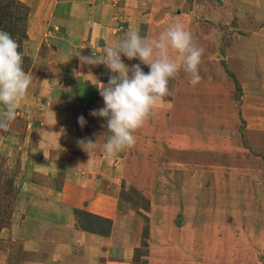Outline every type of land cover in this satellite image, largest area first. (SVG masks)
<instances>
[{
  "label": "rangeland",
  "instance_id": "374dc122",
  "mask_svg": "<svg viewBox=\"0 0 264 264\" xmlns=\"http://www.w3.org/2000/svg\"><path fill=\"white\" fill-rule=\"evenodd\" d=\"M16 1L19 0L0 1V9L2 8L5 13L2 22L9 24L11 28L14 24L27 31L26 20H23L24 11L17 8ZM97 2L101 4V8L106 3L116 12L104 15L95 8L88 10L90 17L98 16L94 19L93 26L95 27L96 22L98 29L103 27L105 32L108 30V35L101 37L95 30L98 38H93L89 33L88 38L87 34L80 35L81 41L68 36L66 38V35H73L71 28L76 27L78 23L71 24L70 27L67 22L59 23L56 30L60 31L62 36L58 40L60 46H55L57 49L67 47L66 54L69 55L81 46L80 55L89 52L91 55L93 50L90 48L101 45L102 48L106 45L112 47L130 30L138 31L141 36L150 40H156L172 23H181L191 31L194 42L205 49L199 66L201 82L192 86L188 74L181 70L176 78L169 80L170 94L162 100L165 108L158 105L160 102L156 105L163 115H160V122L175 124L173 134L167 136L169 149L166 157L176 156L175 159H181L179 162L189 160V174L181 165H175L173 162L168 167L160 166V170L167 167L168 173L165 176L158 175V169H155L152 177L155 179H148L146 193L152 194L151 198H146L148 200L140 196L144 188L134 192L131 191V186L125 188L134 196L135 200L129 203L135 206L138 213L152 212L149 203L151 201L157 203L160 201L163 205V211L152 215V221L148 223L146 247L141 245L143 220H141L142 225L135 231L133 242L143 252L138 254L137 264H264V0H99ZM82 18L87 19L82 24L88 22L87 16ZM106 19L111 23L106 24ZM49 28L52 30V24ZM88 29H92L90 25ZM20 34L21 32L17 31L12 37L19 44L18 51L23 56V68L29 71L31 64L34 63L36 50L34 56L26 52L24 41L21 39L19 42ZM87 39L91 41V45ZM44 40L49 43L47 36ZM67 40L73 45H67ZM50 41L54 42L52 39ZM61 41H65V44L61 45ZM77 53L75 56H68L67 61L76 62ZM124 58L127 60L126 57ZM127 61H130V64H126L128 67L140 64L145 73L150 71L149 67L142 64L139 59ZM69 65L71 66H68L63 75V84L60 85L61 87H56V91L53 92V97L58 100L51 101L53 109L70 111L73 116L71 118L73 128L70 129L63 150H50L47 153L34 150L35 153L25 152L21 155L23 134L19 137L11 136L4 141L6 138L2 136L3 131H0L5 143L2 145L0 138V144L3 146L0 151V222L2 223L0 235L2 240L6 239L7 233L10 238H15L17 229L26 226L22 223H30L24 236L32 238L34 235L32 240L37 250L40 248L53 250L52 243L54 245L61 236L53 225L59 223L61 215L59 212L52 215L54 212H45L46 208L42 207L49 200L46 191L53 189L54 185L47 176L48 173H42L39 168L32 173L28 171L32 161H42L47 158L52 160L59 157L68 163L83 165L84 152L64 149L79 146L80 140L95 138L93 142H97V147L91 152L95 155L99 152L97 136H102L105 142L108 136L107 129L104 128V131H101V127L97 129L95 119L90 117L91 111L98 107L95 102L96 86L91 84L88 90L84 87L85 91L82 92L83 82L74 80L75 78L71 79L68 71L72 72L74 65ZM37 68L38 66L34 64L32 71L40 72ZM87 68L86 72L98 74L97 81L105 75L107 69L102 64L87 65ZM76 74L77 71H74V75ZM31 76L32 80L35 79L34 74ZM40 90L41 92L45 90L47 93L44 88ZM42 102L43 100L37 102L38 109L44 107L45 103ZM29 103L30 99L27 96L20 102L17 111L26 114L29 109L25 108ZM186 108H188L187 112ZM54 116L61 121L62 112L57 111ZM80 116L86 120L83 127L78 123ZM22 119L26 125L32 117L26 119L22 116ZM17 120L15 118L12 122L14 125H10V128L16 127ZM179 122L182 123L181 127ZM91 129L97 130L95 136L88 131ZM22 130L19 131L22 133ZM188 137L191 138L188 140ZM162 139L165 138L162 136ZM181 139L184 145L181 144ZM15 141L18 145L20 143L21 150L18 149ZM175 141L180 145L178 146ZM187 141H190V144ZM186 146L191 148L185 152ZM134 149L135 147L119 152V155L122 154L121 158L114 157V162L120 160L118 163L120 165L123 160L128 161L129 154L133 156ZM183 149L184 154L180 153ZM124 153L126 154L123 155ZM30 174L32 181L29 182L26 176ZM176 174H183L185 182L179 184L173 182L172 178ZM62 177V173H57V180ZM191 179H195V189L190 191L191 187L185 190L184 184L186 185ZM125 184L121 182V187ZM36 193L40 196L39 202ZM31 196L37 206L29 210ZM55 217L57 219L53 222ZM121 220L128 219L122 217ZM127 230L128 228L125 227L116 229L109 238L100 237L96 241H89L91 245L100 247L99 254H94L97 263L107 264L118 259L120 255H116V250L126 249L123 236L126 235ZM64 233L68 236L66 230ZM2 240L0 239V249L5 253L1 255L3 258L1 260L4 261L8 252L14 249L15 242L4 246L5 242ZM103 250H108L109 253L103 254ZM41 253L38 259H41ZM36 257L37 253L33 250L26 251L22 255L26 264L29 263L28 260H34ZM109 257L112 259L109 260Z\"/></svg>",
  "mask_w": 264,
  "mask_h": 264
},
{
  "label": "crops",
  "instance_id": "0c3cea01",
  "mask_svg": "<svg viewBox=\"0 0 264 264\" xmlns=\"http://www.w3.org/2000/svg\"><path fill=\"white\" fill-rule=\"evenodd\" d=\"M19 1L23 3L27 8V14L25 19L27 24V31L26 39L23 40L25 51L27 49L26 52H28L29 54H33L34 56L36 50V57H34L33 59L34 63L31 64V69L29 68V71L26 73L30 75L34 74L35 79L32 80V84L26 95V97H29L30 103L27 104L25 109H29V111L27 110L26 114H24L22 111H17L16 118L18 119V122L16 123V127H13L17 128V130H13V128H10L7 132H2V136L6 138L4 139V141H6L8 138L10 139L11 136L18 135L19 137L23 134V141L21 142L23 150H21L20 143L18 145V142L15 141V144L17 145L18 149L21 150V155L23 153L25 154V152L26 154L34 152V150H36V152L41 151L45 153L50 150H63L64 144L66 143L65 141L69 136L70 129L71 127L73 128V123L71 121V118L73 116L70 111L63 112V110L60 109H53L51 101L56 102L58 100L53 97V92L56 91V87H61L60 85L63 84V75H65V70L67 71L68 66H71L69 64H73L74 66L73 71L71 72L69 70L68 74L71 76L72 80L73 78H75L74 80H79L83 82L82 92L85 91V88L88 90L89 85L93 84L92 81L96 82L98 74L96 75L92 72L90 74L89 71H87V73L85 70L88 69L87 65H82L79 57H77V60L74 63L67 61L68 56H75L77 51H79V53L82 52V47L80 46V49H77V51L75 52H73V50H75L73 49V54H71L70 52L69 55H67L68 53L66 54L67 47L63 48L64 50L59 48L57 49V47L60 46L58 40H60L59 38L62 35H60V31L56 30V26L59 23L64 24L65 22H67L66 24L69 23L68 25L70 27L71 24L75 25V23H78L76 27L72 26L71 28V33L73 35H66V38L67 36L68 38H77L76 40L79 41H81L80 35L84 34L85 36L87 34L88 38V33L93 38H98L95 35V30L99 33L101 37H106L108 35V30L105 32L103 30V27H100L98 29L96 22L94 27V19L98 18V16L95 18L90 17V12L88 10L95 8L102 11L104 15L112 14L115 12V10L106 3H104V7L101 8V4L97 2L99 0ZM111 9L113 11H111ZM87 12L88 14H86ZM82 16H87V23L82 24L84 23V20H87L83 19ZM108 20L109 19H106V24L111 23ZM50 24H52V30H50L49 28ZM89 25L92 28L91 30L88 29ZM46 36L48 37L49 43H46V40H44V37L46 38ZM51 39L54 40V42H51ZM67 42V45H73L71 41L67 40ZM88 42L89 44L91 43L90 40H88ZM60 44H65V41H61ZM40 46L46 47L43 50L44 55H39L38 53ZM105 47L108 46L106 45ZM90 49H94L99 53L102 51L103 48L101 45V47L97 46L95 48ZM87 55L89 56L90 52L83 56ZM121 59L125 64H130V61H127L128 59L126 60L124 56L121 57ZM34 64L38 66L37 69H40V72L32 71ZM74 71H77L76 75H74ZM105 72V75H103L101 79L99 78L98 81L107 84L111 73L108 69H106ZM41 88L46 89L47 93H45V90L41 92ZM43 97H45V99H42ZM39 100L40 102L41 100H43L42 104H45L44 107H39L38 109L37 102ZM95 102L98 105L97 109L104 107V101L99 94L97 86ZM158 105L160 107H163L164 103L160 101ZM2 108L3 105H0V110H2ZM164 108L165 106L163 107V109ZM57 111L62 112L61 121L57 120V117L54 116ZM160 115V110L158 111V106H156L153 114L145 122L144 126L134 133L136 137V143L133 146L135 147L133 156L129 154L130 159L128 161L123 160L120 165H118L120 160L114 162L113 158L116 157L119 159L121 158L120 155L122 154L119 155L117 153L115 155H107L103 148L105 141L102 136H97L99 143V152L95 155L91 154L93 150L88 153L80 145L64 149L66 151L78 150L81 153L84 152V160L82 161L84 162L83 165L75 164L73 162L68 163L66 161H62V159H60L59 157L53 158L52 160H49L47 158L46 160L43 159L42 161H32L28 171L32 173L35 169L39 168L42 173H48L47 176L51 178L52 183L54 185V188H51L52 190L50 189L46 191L49 200L47 201V203L44 201L45 204L42 207L46 208L45 212H54V214L52 215H56V212L60 213L61 220H59L58 224L53 225V228L56 229L58 235L61 236H58L60 239H57L56 237L57 240L55 241L54 245L52 243L53 250L47 251L46 248H40L37 250L34 241L32 240V238H34V235L32 236V238H25L24 236V233L30 223H22L26 226H24V228H21L20 230L17 229L16 235L14 232L15 238H10L9 233H7L5 235L6 239L2 240V237L0 235V239L5 242L3 243L4 246L5 244L10 245L11 242H15L14 249H11L8 252V256L6 257V260L4 259V261L1 260L3 259L1 255H4L5 252L0 249V264L1 262L2 264H26L25 261H23L22 255L24 252H28L30 250L35 251V253H37V257L34 260H28V264H101L100 262L97 263V261L94 259V254H99L100 247L98 245H91L89 241H96L97 238L105 236H100L97 234L88 233L77 229L75 226V219L72 212L73 208L75 207L82 208L94 214L109 218L111 220V233L109 236H107L108 238L111 236L112 232H115L116 229H121L124 227L128 228L126 235L123 236V239H125L124 244L126 245V249L121 250L120 248H118L116 250V255H120L118 259L116 258L115 261H113L112 263L107 262V264H137L135 262H132L134 248L138 247L133 241L135 240L134 236L135 231H137V227L142 225V218L136 213V209L133 204L126 202L120 197L119 193L121 189V182H123L124 184L127 183L124 185V189H127L128 186H131L136 190L144 188V191H142V195L146 198H151L152 194H147L146 191L147 184L149 182L148 179H155L152 178L155 169H158V175L165 176L168 173V165L173 162L175 165H181L183 169L186 170L187 174H189V160L179 162L181 159H175L176 156L174 158L166 157L167 154L165 151V147L162 144V136L165 138L164 141L167 142V136L171 132H173L175 124L166 123V125L164 124L165 122H160ZM22 116H25L26 119L32 117V119L26 125H24L25 122L23 121ZM90 117H93L95 119V125H97V129L101 127V131H104V128H106L107 120L99 116L94 117L90 115ZM12 122L11 125H14ZM19 128L21 130H25H22L21 133L19 131ZM88 131L91 132L93 135L97 132V130L95 131V129H91ZM2 136H0L1 144L5 145L2 140ZM189 138L191 137H188V140ZM91 140L94 141L95 138H92ZM35 141L37 142L35 144H32ZM181 141V144L184 145V141L182 139ZM187 143L190 144V141H187ZM1 144L0 151L1 149H3V146H1ZM176 144L178 146L180 145V143ZM190 148L186 146L185 152ZM180 153L184 154V149L181 150ZM125 154L126 153H124L123 155ZM38 157L39 155L36 158L38 159ZM164 165H167V167L163 168L164 170H160V166L163 167ZM57 173H62L63 175L60 180H57L56 178ZM183 176V174H176L172 178V181L176 182L177 184L184 183L185 178ZM26 180H28L29 182L32 181L31 174L26 176ZM194 181L195 179H191L186 182V185L184 184L185 190H188L191 187L192 189L190 191L194 190ZM187 183H189L190 185H187ZM176 187L178 188V185H176ZM39 199L40 196L37 195L38 202ZM20 203L21 205L23 204L22 201H20ZM35 203L36 201H34L33 196H31L29 210H31L33 206H37ZM149 203L150 207H152V212H148L145 214L146 216H148L150 222L152 221V215L163 211V205L160 203V201H158V203L153 201ZM122 217L127 218L128 222L126 220H121ZM34 219L35 218L33 217V220ZM56 219L57 217L53 218V222H55ZM65 230L68 232V236L66 233H64ZM59 231H61L60 234ZM76 243L77 246L75 247ZM40 252H42L41 259H38V255L40 254ZM102 253L106 254L109 252L108 250H103ZM111 259L112 258L109 257V260Z\"/></svg>",
  "mask_w": 264,
  "mask_h": 264
},
{
  "label": "clouds",
  "instance_id": "9594fccd",
  "mask_svg": "<svg viewBox=\"0 0 264 264\" xmlns=\"http://www.w3.org/2000/svg\"><path fill=\"white\" fill-rule=\"evenodd\" d=\"M18 49L17 41L0 30V105H3L0 131L3 132L10 129L19 104L32 84V76L25 72ZM204 52L205 49L194 42L191 31L181 23H172L156 40L130 30L114 46L105 47L99 53L93 49L90 56L77 54L82 65L102 64L111 73L107 84L92 81L103 98L104 107L90 113L107 120L108 136L103 145L107 155L135 145L134 133L144 126L156 105L170 94L169 80L176 78L181 70L188 74L192 86L201 82L199 66ZM122 56L128 60L139 59L150 71L145 73L140 64L128 67ZM78 123L83 127L85 118L80 116ZM78 143L88 153L97 147V142L87 138Z\"/></svg>",
  "mask_w": 264,
  "mask_h": 264
},
{
  "label": "trees",
  "instance_id": "16d2710c",
  "mask_svg": "<svg viewBox=\"0 0 264 264\" xmlns=\"http://www.w3.org/2000/svg\"><path fill=\"white\" fill-rule=\"evenodd\" d=\"M0 1L5 2V0H0ZM9 1H11V0H9ZM16 2H17V8L19 10L23 9V11H24L23 20H25L26 14H27V8L20 1H16ZM1 9H0V30L8 32L11 36H13L17 31L21 32L20 37H19V42L21 41V39L22 40L26 39V30L25 29H23V28L20 29V28H18V25L14 26V24L12 25V28H11L9 24L2 22L4 19L5 13ZM11 18H15V17L11 16ZM45 48H46L45 46H42V48L39 49V51H38L39 55L40 54L44 55L43 50ZM24 70H25V72H26V70L28 71V69H24ZM176 109H178V108H176ZM185 110L187 112L188 108H186ZM176 113H177V110H176ZM179 123H181V122H179ZM181 126H182V123H181L180 127ZM189 132H190V130H189ZM172 134H173V132H171L169 135H172ZM167 141H168V139H167ZM167 143L168 142H166V141H164V139H162V144L165 147L166 154H168L167 150L169 149V146L167 145ZM130 189L133 192L136 191V189H134L132 187ZM119 195L122 199H124L127 202H131V201L135 200L134 196L130 192L126 191L124 189V187H121ZM140 196H142L144 199H146V197H144L142 194H140ZM146 200H148V199H146ZM72 212L74 215L75 226L77 229L84 231V232L93 233V234H97V235L105 236V237L110 235V233H111V220L109 218L94 214L90 211H87L85 209L78 208V207L73 208ZM136 213L139 216H141V218L143 220V224H144V226L142 227V238H143L142 240H143V242L141 245L146 247L147 246V238H148L149 218H148V216H146L143 213H138L137 210H136ZM1 225H2V223L0 222V228H1ZM141 253H143V252L141 251V249H139V247L134 248L133 256H132L133 262L137 263L139 261L138 254H141Z\"/></svg>",
  "mask_w": 264,
  "mask_h": 264
}]
</instances>
